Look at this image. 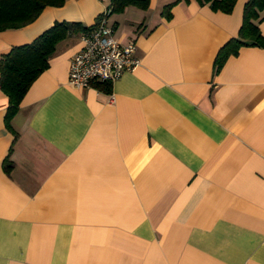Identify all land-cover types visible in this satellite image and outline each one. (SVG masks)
<instances>
[{
	"label": "crops",
	"instance_id": "obj_1",
	"mask_svg": "<svg viewBox=\"0 0 264 264\" xmlns=\"http://www.w3.org/2000/svg\"><path fill=\"white\" fill-rule=\"evenodd\" d=\"M172 1L109 16L140 60L109 90L67 83L73 28L10 118L0 88V264H264V46L217 66L246 0H178L167 19ZM108 4L46 6L0 31V57Z\"/></svg>",
	"mask_w": 264,
	"mask_h": 264
},
{
	"label": "trees",
	"instance_id": "obj_2",
	"mask_svg": "<svg viewBox=\"0 0 264 264\" xmlns=\"http://www.w3.org/2000/svg\"><path fill=\"white\" fill-rule=\"evenodd\" d=\"M66 0H0V31L19 28L32 22L46 6H60ZM178 0L165 4L161 14L169 19L171 9ZM198 4H208L214 11L229 13L237 0H196ZM132 5L147 9L149 0H109L110 13H121L125 7ZM264 11V0H246L243 5L242 21L236 37H232L223 45L214 63L219 66L230 54H236L242 45L264 46V35L261 34L256 20ZM113 25V23H112ZM87 26L80 22H55L41 32L31 42L15 45L0 57V88L8 96L9 106L6 116L10 118L17 110L19 103L35 77L48 66V58L57 41L62 39L69 28L82 31ZM98 86H106L110 82H97Z\"/></svg>",
	"mask_w": 264,
	"mask_h": 264
},
{
	"label": "built area",
	"instance_id": "obj_3",
	"mask_svg": "<svg viewBox=\"0 0 264 264\" xmlns=\"http://www.w3.org/2000/svg\"><path fill=\"white\" fill-rule=\"evenodd\" d=\"M109 13L107 6L92 25L80 32L82 46L70 59L69 85L87 88L97 82H112L124 71L139 65L135 42L133 39L120 42L116 38Z\"/></svg>",
	"mask_w": 264,
	"mask_h": 264
}]
</instances>
